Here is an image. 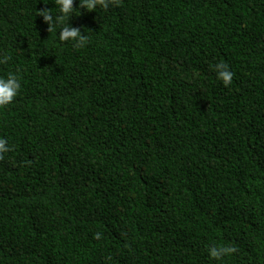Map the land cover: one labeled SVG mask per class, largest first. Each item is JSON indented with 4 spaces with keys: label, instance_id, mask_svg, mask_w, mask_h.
Returning a JSON list of instances; mask_svg holds the SVG:
<instances>
[{
    "label": "trees",
    "instance_id": "trees-1",
    "mask_svg": "<svg viewBox=\"0 0 264 264\" xmlns=\"http://www.w3.org/2000/svg\"><path fill=\"white\" fill-rule=\"evenodd\" d=\"M45 9L0 0V264H264V0Z\"/></svg>",
    "mask_w": 264,
    "mask_h": 264
},
{
    "label": "clouds",
    "instance_id": "clouds-1",
    "mask_svg": "<svg viewBox=\"0 0 264 264\" xmlns=\"http://www.w3.org/2000/svg\"><path fill=\"white\" fill-rule=\"evenodd\" d=\"M58 14L53 15L48 9L41 11V16L50 28L59 27L58 38L61 42L71 41L76 47H83L87 42V36L82 34L79 28L72 27L70 18L75 15V10L83 8L86 11H95L97 8L107 9L110 4H118L119 0H79L78 6L73 7L74 0H54ZM10 57L0 56V63H5ZM216 73V78L225 86L231 84L233 73L224 62L210 66ZM21 89V80L14 72L0 75V109L10 105ZM10 150V146L4 138H0V154ZM234 251L231 246H213L208 249V255L215 260H222Z\"/></svg>",
    "mask_w": 264,
    "mask_h": 264
}]
</instances>
